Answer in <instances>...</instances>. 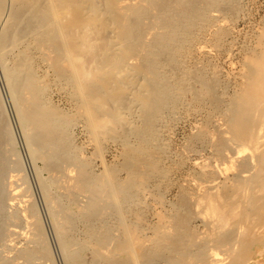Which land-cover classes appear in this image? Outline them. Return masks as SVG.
<instances>
[{"label": "rangeland", "instance_id": "obj_1", "mask_svg": "<svg viewBox=\"0 0 264 264\" xmlns=\"http://www.w3.org/2000/svg\"><path fill=\"white\" fill-rule=\"evenodd\" d=\"M136 1L138 5H146L145 0ZM215 4L219 5V9H208L206 15L209 17L205 15L203 19L206 21L202 20L204 23L195 27L191 39L182 44L183 51L173 57L175 60L172 58L173 61H169V55L157 51L160 54L157 59L161 58L162 61H159V67L162 66L158 70L160 78L172 84L169 86L175 99L162 109V114L153 122L154 137L145 134L141 138V134H136L147 126L142 107L131 98L132 91L138 92L145 84L143 76L135 74V81L124 98L128 107L124 105V110H118L122 121H119L113 133L106 132L105 122L97 135L92 136L85 118L76 109L78 99L68 82L56 79L40 52L26 51L31 56L35 78L42 80L40 83L45 86L42 102L51 105L68 121V127L62 133L67 149H62L57 156H61V159L68 157L63 165L56 156L53 162H48L42 156L46 150L45 154L51 151L50 147L42 148L37 142L34 145L28 142L14 100L18 98V93L21 96V92L12 93L0 59V124L5 135L2 146L8 167L1 177L0 225L3 223V228L0 226V234L9 232V237L0 240V264H264V242L260 238H254L244 251L241 250V239L249 231L254 233L259 230L257 224H251L253 227L250 223L241 226L233 224L231 227L227 224L223 230L211 236L213 232L209 233L206 218L200 211L202 207L197 205L204 192L223 187L232 173L240 170L242 160L233 161L229 166L226 158V155L233 157L238 150L237 143L228 140V134L220 133L226 129L230 115L228 104L242 84L241 73L245 63L249 57L259 53V40L264 33V0H217ZM4 9L0 34L8 24L11 4L7 3ZM212 15L221 20L220 25L206 19ZM166 20L165 16L156 15L155 10L149 12L140 28L144 41L150 42L159 28L161 32ZM152 22H157V27H153L154 30L159 27L156 32L152 28L149 30L151 32L147 30ZM221 24L223 27H220ZM27 42V39H23L19 46L8 48L4 55L6 65L11 66L24 52ZM134 63L137 64L135 68L128 69L131 74L136 73L140 66L136 60ZM125 74L126 70L119 76L124 77L122 75ZM128 98L132 103L131 108ZM106 105L107 108L110 104ZM127 148L131 151L134 149L132 154L140 152L141 155L144 153L143 156L146 154L145 157L152 154L153 158L151 155L148 159L153 160L157 168L148 167L150 171L146 166L140 167L142 171L139 168L137 177L131 172L135 167L127 168L130 163L125 159ZM35 150L38 153L33 155L32 151ZM79 166L86 167L92 182L84 188L68 189L67 171H72L70 175L75 177ZM217 167L226 168V175L217 174ZM246 168L250 172L248 166ZM106 173L111 189L101 184ZM248 174L242 173L243 176ZM8 177L13 178V187L19 194L16 205L9 203ZM99 186L100 190L103 188L101 192ZM93 201L95 205H92ZM58 209H62V212H56ZM251 218L252 221L258 219L253 214ZM238 228L242 231L241 235ZM220 238L226 240L223 245L218 242ZM117 243L126 246L120 249L121 245ZM236 257L239 259L236 260Z\"/></svg>", "mask_w": 264, "mask_h": 264}, {"label": "bare ground", "instance_id": "obj_2", "mask_svg": "<svg viewBox=\"0 0 264 264\" xmlns=\"http://www.w3.org/2000/svg\"><path fill=\"white\" fill-rule=\"evenodd\" d=\"M145 1L146 5H144V3L143 5H138L136 0H0V19H2L1 17L3 11L5 10L4 8L7 7V3H10L12 7V10L10 9L11 14L9 12V22H6L8 24L0 34V54L2 56H0V59L2 60L1 63L4 67L3 73L5 74L12 93L15 94L21 92V96L19 97L18 93V98L14 100H16L15 102L17 104V116L20 119L18 120L21 122L20 124L24 129L28 142L31 145H34L37 142L41 145V147L46 146L47 149L50 147L51 151L45 154L47 152L45 149L46 152L42 155L48 162L52 161L55 156L56 158H60L61 156H57L62 153V149L67 147V142L62 133L64 129L68 127V121L63 118L64 115H59L57 113L58 111L53 110L51 105L48 106V104L46 105L42 102V98L45 94V92H43L45 86L41 85L43 84L40 83L42 80H37L36 78L38 77L35 78L31 56L26 51L40 52L42 60L44 59L43 61H48L49 68H51L50 70H53L52 72H54L56 79H63L68 82L66 83L68 86H71L74 96L78 99L76 109H78L82 117L85 118L86 127L89 129L92 136L97 135L98 130L105 126V122L108 123V126L106 123V132L110 131L113 133V130L121 120L118 110H121V108L124 110L125 106L128 107L124 102V98H126L125 95L127 94L128 88L135 81V74L143 76L146 81L145 84L138 90V92H133L132 90H130V92L132 91L131 98L136 101V103L138 102L142 107L144 120L146 122L145 124L147 126L145 125L146 129H138V133L136 130L133 132H136L138 135L141 134V138L142 135L145 137V134L147 136L154 135L153 127L155 125L153 126V122L157 119L159 114H162V109L175 99L172 98V89H170L172 87L169 86V84H172H168L166 83L167 81L164 82L162 78H160V71L158 70L162 67H159L161 64L160 62L162 61H160L161 58L159 57V60L157 59V55L159 56L160 54L165 53L169 55L168 58H171L169 59L170 61L177 55V53H179V51H183L182 44L191 39L197 25L200 26L199 24H203L204 21H206L203 18L208 15H206L208 9L218 7L219 5L216 6V4L219 3L214 5L217 0ZM152 10L156 11V15L159 14L160 16H165L167 20L163 23L164 26L161 25V32H159V27V29H155L159 30H157L158 33L153 29L154 26L157 27V22H152L150 27L148 25L147 30L149 31L152 28L156 34L150 42H145L142 32H140V28L144 24V18L147 17L148 13ZM5 18V20H7V17ZM206 19H211L220 25L219 22L221 20L217 19L215 15ZM202 20H204L203 23ZM197 22L200 23L197 24ZM158 25H160V22ZM144 27L145 26H143V28ZM220 27H223L222 24ZM23 39L28 40L24 48L25 50H23L24 52L14 60L11 66L6 65L5 52H7L8 48L18 45ZM259 47V53L256 56H251V58L249 57L248 61L245 63L244 69L241 73L242 84L239 87L237 94L233 97L230 104H228L229 106L227 110L230 115L228 116L229 118L227 120V124H225L227 125L226 129H221L222 132L220 131V134L222 135H229L228 140L237 143L238 150L234 153L233 157L227 156L226 154H224V156L226 155V158H228L227 161L229 162V166L232 165L233 161L237 162L242 160L240 170H236V173H232V177L223 187L216 191L214 189L212 192H204L197 201V205L202 207L200 211H202L205 216L204 218H206L205 220L209 233L210 231L211 233L213 232L211 236L215 232L218 233L223 230L227 224H229L230 227L233 226V224L241 226L244 223H250L249 225H258L257 228L259 230H256V232L253 231L254 233H250L249 231L248 234L246 233L247 235L241 239L243 247H241V250L243 251L247 248L248 243L254 238H260L262 243L264 242V33L260 36ZM157 51H160L161 53L158 54ZM135 60L136 62H139L140 66L136 73L134 70H131L134 71V73L132 72L131 74L128 69H133L132 67L135 68L137 65L134 63ZM125 70L126 76L122 75L124 77H120L119 74H121V72L123 73ZM66 83L65 85H67ZM41 95L43 97H41ZM13 97L15 98L14 95ZM127 97L129 96L127 95ZM128 102L127 103L130 107V99ZM106 104H110L109 107L106 108ZM125 109L128 110L127 108ZM4 136L3 125L0 124V192L2 190L1 177L8 169L5 152L3 151L2 146L5 138ZM31 145L30 147L32 148ZM35 148L37 147L35 146ZM33 151L32 154L38 153L36 152L38 150H35V152ZM133 151L134 149H132V151L131 149H128L125 154L127 163L130 162L128 164L126 163L128 166L127 168L135 167V169H131L133 174L137 176V174H139L138 170L140 167L142 168L146 166V168L150 167L154 170L157 168L155 167L157 166L155 165V162L148 159L149 156L151 158L152 154H147L148 156L145 157L146 154L144 156V153L141 155L140 152L132 154L131 152ZM140 151L143 152L141 149ZM244 152L247 153L243 154ZM67 155L65 154V156ZM66 158L64 156L62 159L60 158V162H63L62 165L64 162L68 161ZM246 166H248V170L250 169V172L252 173L247 171ZM52 168L55 167L52 166ZM85 168L79 166L77 171L75 170L77 172L75 177L72 176L73 174L70 175V172L72 171L68 170V173L66 172L69 178V183L67 184L68 189H77L78 187L84 188L90 183V181L92 182V177L89 176ZM141 168L140 170L142 171ZM150 168L148 169L150 170ZM215 171L217 174L226 175L227 169L217 167V169L215 168ZM243 172H248V176H243ZM103 176L104 179L103 181L101 180L102 186L111 189L107 173ZM8 180V190L10 195L9 203L10 205H16L19 194L13 187V178L10 177L9 179L8 177ZM98 190L101 192L103 188L100 190L99 186ZM94 193L96 194V191ZM52 195L51 197H53ZM120 197L122 198V196ZM54 202L57 204L56 201ZM258 202L261 204L257 205ZM92 205H95V203ZM197 205L196 207H198ZM59 210L60 209H58V211L56 210V212H59ZM66 211L68 212V210ZM252 214L255 216L257 215L258 219L256 221H252ZM55 215L57 216V214ZM90 220L89 222H91ZM1 224L3 225V223ZM241 229L244 231L243 227H241ZM241 229H239L240 235L242 234ZM8 233L9 232L7 231L6 235L4 233L0 234V240L4 239L6 236L9 237ZM11 235H13V233ZM261 241H259V243H261ZM4 242L6 241L4 240ZM218 242L223 245L226 240L224 238H220ZM65 245L63 244V246ZM120 245L121 244H118V246ZM124 246H126V244L121 245L120 249H122V247L124 248ZM238 259L239 258L236 257V260Z\"/></svg>", "mask_w": 264, "mask_h": 264}]
</instances>
